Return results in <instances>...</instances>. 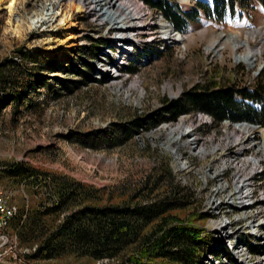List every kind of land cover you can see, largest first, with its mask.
<instances>
[{
    "label": "rangeland",
    "instance_id": "374dc122",
    "mask_svg": "<svg viewBox=\"0 0 264 264\" xmlns=\"http://www.w3.org/2000/svg\"><path fill=\"white\" fill-rule=\"evenodd\" d=\"M130 1L142 18L139 31L132 33H123L108 22L99 23L88 12L74 11L71 21L62 25L60 14L68 0H17L12 17L6 9L0 10V64L14 61L24 72V82L25 70L32 74L26 77L19 97L11 100L0 92V162L20 161L43 172L68 176L102 189L104 201L109 196L139 200L151 188V198L179 196L185 207L171 213L186 222L195 216L193 223L204 229L223 222L228 235L237 234L245 225L239 233H256L254 245L264 251V153L256 152L251 141L261 140L258 129L264 127H253L258 129L250 132L251 138L244 143V155L256 157L257 164L244 161V155H226L219 163L217 156L237 149L225 147L245 135L242 131L212 118L198 133L187 134L200 124L195 119L197 111L175 119L166 112L171 100L195 84L208 80L243 87L264 78V44L261 55L249 66L236 59L245 50L240 46L237 52L232 51L229 41L236 35L249 38L252 50L261 46L264 5L253 1L222 22L202 18L182 33L185 38L178 35L177 42H171L163 35L170 24L141 1ZM178 1L183 8L192 5V0ZM252 30L262 34L253 36ZM122 34L129 36L130 42L118 44ZM217 40L227 45L219 52L209 48ZM155 49L166 53L159 58ZM127 65L135 72H126ZM137 116L145 124L130 130ZM116 136L122 142L112 146ZM166 163L171 175L161 170V164ZM182 164L187 167L183 169ZM170 176L180 193L169 189ZM239 176L249 178L250 185L242 194L233 195ZM0 185L19 208L50 204L49 188L42 183L19 184L1 178ZM214 201L219 203L215 207ZM21 247L28 253L33 251V247ZM231 251L235 260L222 263L206 253L208 261L204 262L264 264V253L252 255L243 248ZM25 254L7 264H37ZM59 261L91 264L88 258L74 255Z\"/></svg>",
    "mask_w": 264,
    "mask_h": 264
},
{
    "label": "trees",
    "instance_id": "16d2710c",
    "mask_svg": "<svg viewBox=\"0 0 264 264\" xmlns=\"http://www.w3.org/2000/svg\"><path fill=\"white\" fill-rule=\"evenodd\" d=\"M139 1L183 33L201 18L221 22L227 15L253 5V1L264 3V0H212L210 6L204 0H192V5L183 8L178 0ZM92 46L97 48L96 43ZM146 50L150 51L148 47ZM154 52L159 58L166 53L158 49ZM124 70L135 72L131 65ZM27 73L25 70V82L32 75ZM23 78L24 72L14 61L0 64V92L9 99L22 94ZM196 110L208 113L217 123L230 120L264 127V78L243 87L216 85L207 80L185 90L166 106L171 119ZM144 124L143 118L137 116L129 129ZM111 142L112 146L118 145L122 138L116 136ZM5 166L0 179L28 185L42 183L50 190V204L28 208L24 220L21 219L24 208H20L11 226L17 231L21 246L35 245V250L25 256L37 264H64L59 260L66 255L88 258L91 264L103 260L113 261L111 264H116L115 261L117 264H202L204 255L217 248L218 239L196 226L195 216L186 222L171 213L185 207V200L179 196L151 198L154 190L151 188L139 200H114L109 196L104 201L102 189L68 176L43 172L20 161ZM161 167L171 175L167 163ZM170 177L169 189L180 193L181 188Z\"/></svg>",
    "mask_w": 264,
    "mask_h": 264
},
{
    "label": "bare ground",
    "instance_id": "6f19581e",
    "mask_svg": "<svg viewBox=\"0 0 264 264\" xmlns=\"http://www.w3.org/2000/svg\"><path fill=\"white\" fill-rule=\"evenodd\" d=\"M68 2H69V4L66 6L64 11H61V14H60V16H62V18H61L62 25H65L67 22H70L73 12L77 11V12H81V13L82 12H88V13L92 14L99 23H107L108 22L109 24L112 25L113 28H115V29L119 28V31L124 30L123 33L124 32L126 33V30L129 31L128 33H132L133 31L134 32L139 31V28H137V26L140 23L142 18H141L140 13L137 12V10L134 8V5L131 3L130 0H121V1H118V0H68ZM16 6H17V0H0V10L6 9L9 17H12L15 14ZM120 25H122V26H120ZM161 30H165V28L162 26ZM252 34H253V36H260L262 34V32L260 30H252ZM163 35L166 36V38L168 40L169 39L172 40L171 42H177V40L179 38L178 35L185 38V36L183 34L178 33V32H174L173 30H171V28H168V30L164 31ZM126 37H128V38H126ZM126 37L124 36V34H122L117 38V39H119V41L118 42L116 41V42L118 44L123 43V42H130V37L129 36H126ZM251 39H253V38H251ZM229 41L233 45V48H231L232 51L237 52V49L240 48V46L245 50L244 51L245 53L243 55H237L236 59H238L239 61H244L249 66L250 65L252 66L253 63L257 60V57L259 55H261V52H262L261 47H262V44H264V39H262V42H260L261 46H258L252 50V49H250L249 38H245L243 40V39H240L239 36L235 35V36H232L229 39ZM220 45H221L220 41L217 40L209 48L219 52L227 46V45L226 46L225 45L220 46ZM215 46H219L218 49H216ZM182 122H183L182 123V125H183L185 120H182ZM225 126H229V124H226ZM230 126H233L235 131L236 130L242 131L243 134H245V135L240 136L238 138V140L236 139L237 142L235 143V146L237 148V149H235L236 155L244 154V151L246 148V145L244 143L248 142L247 140L249 138H251L250 135L252 134V133L251 134H249V133L255 132L258 128H253L247 124H234V125H230ZM258 130H260L262 133L261 140L255 142L252 139L251 141H253V143H254V147H255L256 152H257V150H260V151H262V153H264V130L261 128H259ZM231 131H232V129H231ZM234 134H236V133H233V135ZM229 136H230V134H229ZM171 141H172V139H170V142ZM173 141L175 143L177 142L176 139H173ZM251 144H252V142H251ZM260 156H261V154H260ZM246 160H247V162L248 161L251 162L253 165L258 163L256 157L246 158ZM238 179L239 180L237 182H235V184H234V186H235L234 191L235 190L236 191L233 193V195L242 194L244 189L250 185V183H249L250 179L249 178H242L239 176ZM240 197H241V195H240ZM242 197L246 198V197H248V195H244ZM223 225H224V223L222 222L219 224V227L223 228L222 227Z\"/></svg>",
    "mask_w": 264,
    "mask_h": 264
},
{
    "label": "built area",
    "instance_id": "2783aa9c",
    "mask_svg": "<svg viewBox=\"0 0 264 264\" xmlns=\"http://www.w3.org/2000/svg\"><path fill=\"white\" fill-rule=\"evenodd\" d=\"M191 113H194V111H192ZM186 115V114H184ZM182 115V116H184ZM195 119H197L199 121V125H196L195 127H192L191 130L188 133H192V134H196L198 133V130H200V128L206 127V125L212 122V117L203 112V111H197L195 113ZM181 116V118H182ZM185 117V116H184ZM183 117V118H184ZM185 119V118H184ZM186 120V119H185ZM225 122L230 123L231 125L234 124H247L250 125L252 127H254L253 124H249L246 122H241V123H234V122H230L228 120H223ZM233 128V126H232ZM234 130V129H233ZM235 131V130H234ZM238 140V139H237ZM237 140H234V142H230L229 146L226 145V150H230L231 146L233 145L235 146V143L237 142ZM236 150L234 151H230L227 154H220L219 156H217L219 158L218 162L222 163V160L224 157H226V155H236L235 153ZM244 154H240L237 156H242ZM245 155L242 157V159H244V161L246 160ZM185 165H181V167H183V169H185L187 166ZM6 168L5 165H3L0 162V174L4 171V169ZM22 184V183H21ZM50 191V190H49ZM240 203V202H239ZM219 204V203H218ZM215 201L212 202V206L215 207L216 205H218ZM221 204L226 205V201L225 202H221ZM222 207V205H221ZM28 209L24 208V211L22 212L21 215V219L24 220ZM20 212V208L14 203V201L12 200V196L11 194L3 187L0 185V264H7V263H11L12 260H18L20 259L19 256L20 254H25L28 253L27 250H25V248H22L20 243H19V238H18V233L15 229H12V222L15 220V218L18 216ZM212 224L214 225V223L212 222ZM218 225V223H217ZM262 226V225H260ZM259 226V227H260ZM223 228L218 227L217 226H212L211 228H205L206 232L208 233H212V235H214L217 239L218 242L216 244L217 248L215 249V251L212 252H208V255H211L210 258L213 259V257L215 256V258L221 259V262L223 263L224 261H228V260H235L234 259V254L231 251L238 249V248H243V251H248L250 254L252 255H260L261 253H264V251H262L261 249H259L256 245H254V241L253 239H255L257 237L256 233H239L241 232V230L243 228H246V226H241L239 227V231L237 234L234 235H228L225 231L224 225L222 226ZM262 229V228H261ZM260 237V236H259ZM232 242H234L232 244ZM246 248V249H245ZM252 249H254L255 251H252ZM33 250H35V246L33 247ZM206 254L205 257H207L208 255ZM206 258H202V264H205ZM108 261V260H103ZM208 261V260H206Z\"/></svg>",
    "mask_w": 264,
    "mask_h": 264
},
{
    "label": "water",
    "instance_id": "95a60500",
    "mask_svg": "<svg viewBox=\"0 0 264 264\" xmlns=\"http://www.w3.org/2000/svg\"><path fill=\"white\" fill-rule=\"evenodd\" d=\"M257 127H259L258 125H256Z\"/></svg>",
    "mask_w": 264,
    "mask_h": 264
}]
</instances>
